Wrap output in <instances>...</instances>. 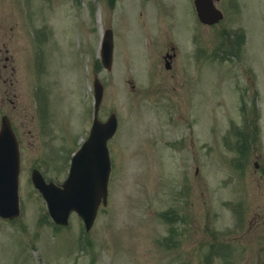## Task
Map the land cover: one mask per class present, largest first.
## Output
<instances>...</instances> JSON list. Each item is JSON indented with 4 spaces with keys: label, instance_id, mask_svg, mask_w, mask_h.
I'll return each mask as SVG.
<instances>
[{
    "label": "rangeland",
    "instance_id": "rangeland-1",
    "mask_svg": "<svg viewBox=\"0 0 264 264\" xmlns=\"http://www.w3.org/2000/svg\"><path fill=\"white\" fill-rule=\"evenodd\" d=\"M73 1L0 0V116L6 114L22 137V214L0 218V264H264L258 239L264 227L255 224L264 207L256 158L244 161L241 176V151L227 147L235 144L230 136L223 139L231 120L241 127L244 104H259L264 127V96L253 92L262 83L252 80L264 74V0L235 2L226 20L199 23L190 36L187 29L200 22L193 0ZM161 7L164 16L156 12ZM173 13L177 28L168 35L163 21ZM240 24L245 44L243 36L233 41L241 45L239 55L211 57L221 30L236 31ZM108 27L109 71L95 65ZM169 43L178 53L166 71L162 55ZM194 47L203 51L201 58L195 59ZM34 57L40 65L35 76ZM95 72L104 85L98 116L105 120L114 112L119 124L108 144L107 204L89 231L75 213L57 227L45 215L30 169L65 178L68 159L92 121ZM244 75L251 78L246 91Z\"/></svg>",
    "mask_w": 264,
    "mask_h": 264
},
{
    "label": "water",
    "instance_id": "water-1",
    "mask_svg": "<svg viewBox=\"0 0 264 264\" xmlns=\"http://www.w3.org/2000/svg\"><path fill=\"white\" fill-rule=\"evenodd\" d=\"M204 2V3H203ZM206 0H197V8L203 21L214 10L210 5L205 8ZM112 54L111 31H107L102 43V61L110 68ZM102 95V86L95 82L96 109ZM116 119L112 114L106 123H100L95 117L87 144L73 158L71 171L64 188L52 183L46 184L38 171L32 174V180L44 196L49 211L58 223H66L68 213L76 209L89 228L101 199L106 203L109 158L106 140L115 129ZM18 144L9 120L2 118L0 125V216L13 218L19 214L18 205Z\"/></svg>",
    "mask_w": 264,
    "mask_h": 264
},
{
    "label": "flooded vegetation",
    "instance_id": "flooded-vegetation-1",
    "mask_svg": "<svg viewBox=\"0 0 264 264\" xmlns=\"http://www.w3.org/2000/svg\"><path fill=\"white\" fill-rule=\"evenodd\" d=\"M166 55H168V53H166ZM260 83L258 84L259 86L261 85ZM259 89H260L259 92H257V90H254L253 92L260 93L261 95L264 96V81L262 82V87H259ZM242 110L244 112L245 110L251 112V114H253V116L255 117L261 115L260 106L257 102H254V106L244 105ZM20 139L22 141V137H20ZM245 139L247 140L241 142V158L243 159V161H246L247 164H249V162L251 161L250 157L256 158V160H253V165L255 168L254 172L255 171H260V172L258 174L255 173L254 179L256 182V187H258V191L264 194V162H261L264 161V140L262 139V135L260 134L259 130L256 127L251 128L250 132L247 134V136H245ZM261 209L264 210V207L261 208L258 207L257 215L255 216L256 217L255 224H257V226L259 227H264L263 226L264 216L262 215ZM263 232L264 231L260 230L261 234H264ZM258 239H259V243L263 245L264 235L258 237Z\"/></svg>",
    "mask_w": 264,
    "mask_h": 264
}]
</instances>
